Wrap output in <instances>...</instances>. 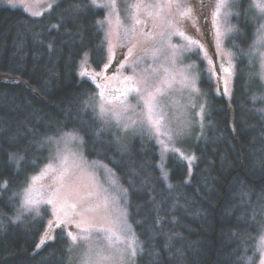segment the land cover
Here are the masks:
<instances>
[{
	"label": "trees",
	"instance_id": "1",
	"mask_svg": "<svg viewBox=\"0 0 264 264\" xmlns=\"http://www.w3.org/2000/svg\"><path fill=\"white\" fill-rule=\"evenodd\" d=\"M77 2L59 0L39 17L0 7V180L10 188L23 182L9 153L40 157L42 164L48 153L39 142L45 135L76 129L86 158L113 168L127 189L129 219L143 247L136 264H241L245 246L236 234L247 229L257 236L253 215L264 220V114L256 111L264 108V99L252 100L264 95V87L250 75L258 73L257 61L240 52L254 42L259 22L252 11L245 18L240 5L246 7V0L238 2L241 16H233L236 31L227 43L235 56L230 103L215 94L213 79L200 64L208 116L203 136L189 146L197 159L191 175L186 162L164 160L166 180L152 140L125 138V144L119 132L106 127L96 135L103 125L85 103L91 104L98 88L80 78L79 66L90 61L95 70L102 67L106 23L100 29L97 20L106 21V13L86 8L73 15ZM18 200L0 188V264H69V241L59 230L52 243L37 249L44 220L29 213L15 220ZM253 244L247 242L246 254L258 264Z\"/></svg>",
	"mask_w": 264,
	"mask_h": 264
},
{
	"label": "snow or ice",
	"instance_id": "2",
	"mask_svg": "<svg viewBox=\"0 0 264 264\" xmlns=\"http://www.w3.org/2000/svg\"><path fill=\"white\" fill-rule=\"evenodd\" d=\"M237 0H215V4L210 13L212 20V28L215 30L216 41L225 33L236 31L234 25H228V17L241 16V12H233L232 8L236 6ZM142 6L145 9V14L149 18L161 19L165 23V30H157L155 34L151 31L148 33L141 32V35H151L153 39L159 37L161 47L154 49L155 52L167 48L169 55L165 58V63H161L158 68L152 69L151 76H140L136 72L137 60L128 64V58L133 56V49L139 43L136 32L137 25L144 23L140 19ZM131 9L130 24L125 28V44L121 47L126 48V54L121 53L122 59L117 61L118 67L123 68L128 64L131 70V75H124L122 78V88L115 89V94L106 95L107 85L97 84L100 91L96 93V99L89 104L85 103V108L92 107L94 110V119L101 122L102 125H115L123 132H127L129 128L133 131L146 133L148 138L154 141L159 146L161 161L163 162L167 153H178L189 164L197 159L194 154L185 155L179 147L178 142H182L190 135L191 129L198 125L200 135H203V116L204 103L197 104L192 96L193 93L200 95V89L197 87V76L189 75L183 70L177 69V60L185 53H194L197 58H200L203 44L194 35L188 33L184 29V22L192 24L199 31L195 24L196 17L193 13V7L190 4L182 3L181 0H157V3L144 5L143 0H137L136 3L127 5ZM244 10V16L247 18L249 11L255 12L260 23L256 26L254 33V42L249 46L248 50H240L242 55L259 61V66L264 69V48L258 45H264V0H246L245 5H240ZM86 8L97 9H116V0H105L104 3H98V0H79L71 6L73 15L84 11ZM148 8L154 11H147ZM227 9V11H225ZM118 14V13H117ZM224 17V27L220 23L221 15ZM112 12H108V19L97 20L100 29H104L105 23L111 25ZM171 16V19L167 17ZM207 22V17H205ZM122 23V22H121ZM59 27V25H53ZM179 37L184 41L183 45L172 43V37ZM112 29H104V39L100 46L106 50L105 57L100 61L98 66H103L105 71L110 66V62L115 59L116 53L113 51ZM51 47V45H49ZM85 53V57H87ZM231 53L227 61L228 66H220L219 71L226 73L228 77L233 75L234 64L232 63ZM83 67V64L81 65ZM193 65H187L190 69ZM213 67L215 65L213 64ZM115 71V69H114ZM145 71H147L145 69ZM81 75H85L83 72ZM258 77L262 87H264V71L252 73ZM179 76L181 89H187L188 102L182 106L178 115H174L172 119L168 118L167 112L164 110V97L168 90L172 89L173 83ZM102 78V74L97 72L92 79ZM225 92H227L228 80L223 81ZM132 97L130 101L128 98ZM264 99V95H253L252 100ZM132 101H135L133 103ZM119 104V109L115 107ZM140 107V112L136 113V108ZM193 110V115L190 117L187 109ZM133 115H129V112ZM256 111L264 114V108H258ZM139 117V119L134 118ZM199 117V119H196ZM139 125V127H137ZM100 131H104V127H100L96 131L98 136ZM235 131V129H233ZM116 143L119 144V137H116ZM42 149H46L48 155L43 157V163L38 164L37 160L40 157H33L31 160H26L23 153H9V160L13 163L18 173H23V182L10 188L7 180H0V188L9 190L13 196L19 197L17 201L18 207L15 209V220H20L25 214L31 213L34 217H42L44 226L48 229L55 230L61 228L60 235L68 238L65 251L69 264L72 261L73 250L78 253L76 259L77 264H134L137 256V248L143 252V247L138 245L135 238L130 241L123 237L130 232L131 225L126 219L122 223L117 221L112 222L111 227L104 225L97 226L93 217L88 214L95 212L99 207V203H91L93 197L102 199L104 205L107 206L110 199V194L107 188H102L100 193L91 190H83L76 181H68V178L76 172L81 174L87 171L89 167L87 159L83 156L84 138L79 131L72 129L64 131L63 128H58L51 135H45L42 141L39 142ZM22 162H24L22 164ZM93 165H99L106 168L101 161H92ZM30 166V171L28 170ZM161 175L166 180V173L161 164ZM111 171V169H107ZM49 173L54 174V179L46 187L40 191L39 198L33 196L36 191L37 182ZM172 187L171 184L168 185ZM125 204H127V189H123ZM41 204L46 205L44 215L41 214ZM0 214L2 210H0ZM126 217L127 213H122ZM51 217V218H49ZM255 228L258 235L253 236L247 229L237 233L238 239L244 247V255L238 257L241 264H252L253 257L248 256L246 244L249 240L253 241L254 254L259 253L258 264H264V220L256 221L253 215ZM55 226V227H54ZM63 226V227H61ZM69 226H73L78 231L73 232L67 230ZM93 232L102 234V238L106 241V247H99L93 240ZM134 237V233L132 234ZM54 239L49 232H44L41 236L37 247L42 246L46 240ZM258 241V242H257ZM124 245V247H119Z\"/></svg>",
	"mask_w": 264,
	"mask_h": 264
},
{
	"label": "rangeland",
	"instance_id": "3",
	"mask_svg": "<svg viewBox=\"0 0 264 264\" xmlns=\"http://www.w3.org/2000/svg\"><path fill=\"white\" fill-rule=\"evenodd\" d=\"M59 0H0V7H8L11 9H19L23 12L29 14L33 17H39L45 13H47L51 8L56 5V3ZM105 0H98V3H104ZM137 0H116L117 8L116 9H103L106 13V20L108 17V12L111 11V25H108L106 23V29L111 27L112 29V43H113V51L116 53L115 59L110 62V66L105 69L103 66L99 70H95L92 65L90 64V61H86V64L89 66H85V63L83 64V61L81 64H83V68L81 67V64L79 66V76L81 79H88L94 84H100V85H107L106 88V95L115 94V89L122 88V78L124 75H131V70L128 67V64L133 63L134 60L138 59V62L136 63V72L140 76H151L153 80H155V76L152 74L153 68H158V66L161 63H165V58L169 55V51L167 48H163L159 52H155L154 49L161 47L159 44V37H156L153 39V36L151 35H141V32L148 33L151 31L153 34L157 30H165V23L161 19H155V18H149L145 14V9L142 6L141 13H140V19L144 21V23H141L140 25H137V32L136 37L139 41L137 43V46L133 49V56L128 58V64H125L123 68H119L117 61H120L122 59L121 53L126 54V48L121 47L122 44H125V28L130 24V16H131V9L127 7V5H131L132 3H136ZM182 3L190 4L193 7V13L196 17L195 24L198 26L199 31L197 32L196 27H193L192 24L188 22H184L183 26L186 32L194 35L197 37L200 42L203 44V51L200 52V58H197L194 53H185L182 57H180L177 60V69L183 70L189 75H196L197 76V87L200 89V95H196L195 93L192 94L195 102L197 104L204 103V116H203V134L206 128V120H207V110H208V99L203 94L201 88H200V71H199V65L201 64L204 68V71L209 73L213 79L214 82V92L217 96H224L225 99L230 103L232 92H233V81H234V75H235V67L233 69V75L231 77H228L226 73H223L219 71V68L221 65L224 67L228 66V59H229V53H231V59L232 63L235 66V56L234 52L231 48H229L228 40L232 37L235 31L230 33H225L222 35L218 41H216L215 38V30L212 28V20H211V11L213 9V6L215 4V0H209L208 4V15L207 22L203 19L201 11L204 13L206 7H204L207 2L204 0H181ZM239 0H237L236 6L232 8L233 12H236L237 6H238ZM157 3V0H143L144 5H151ZM147 11H154V9L148 8ZM227 11V9H225ZM118 13V14H117ZM235 16V15H233ZM233 16L228 17V25H234L235 21H233ZM168 19H171V16L167 17ZM252 18L254 20H257L259 23V19L257 18L255 12H253ZM122 22V23H121ZM220 23L222 25V30L224 27H227V25H224V17L223 14L220 18ZM236 27V26H235ZM172 43L183 45L184 41L181 40L179 37H172ZM258 47L264 48V45H258ZM256 60V59H254ZM257 61L258 65V73L261 71H264V69H261L259 66V61ZM213 64L215 67H213ZM187 65H193L190 69L186 68ZM91 66V68H90ZM165 66H168L167 63H165ZM93 68V69H92ZM115 69V71H114ZM145 69L147 71H145ZM84 73L85 75H81V73ZM101 73L102 78H96L92 79V77L95 76V73ZM179 76L177 77L176 81L173 83L172 89L168 90L166 95L162 97L161 99L164 101V110L168 114V118L172 119L174 115H178L179 112L182 109V106L187 104L188 102V91L187 89H181L180 83H179ZM227 79V92H225V85L223 81ZM100 91V88H98V92ZM97 92V93H98ZM96 99V96L93 100ZM130 101L132 100V97L128 98ZM135 103V101H132ZM115 107L119 109V104H116ZM189 116L191 117L193 115L192 109H187ZM94 112V110H93ZM140 112V107L138 106L136 108V113ZM129 115H133V113L130 111ZM139 119V117H134ZM196 119H199V117H196ZM103 127L108 129H114L117 131V133L120 135V138L122 140L126 139L133 141L135 138L137 140H146L149 139L147 134H141L140 132L133 131L131 128L127 132L121 131L115 123H111L109 125H103ZM139 127V125H137ZM203 136V135H202ZM142 138V140L140 138ZM200 130L199 126L196 125L191 129L190 135L186 137L182 142H178L177 147L180 148V150L185 154H193L189 150V146L193 144L194 142L198 141L200 139ZM126 138V139H125ZM155 145H157L154 141H152ZM158 149L159 146L157 145ZM160 152V151H159ZM83 156L86 158V156L83 153ZM161 156V155H160ZM170 157H176L184 162L187 163L189 167V175L192 174L194 163L193 161L191 165L189 166L188 162L184 160L178 153L174 154L172 152H169L166 154L165 159L167 160ZM89 164V167L87 168V171L83 174L74 171V174L68 178V181H76L77 184L80 185L82 191L83 190H91L96 193H100L102 188H107L108 192L110 194V199L108 201L107 206L104 205V202L102 199H98V197L91 198V203H99L100 207L92 213H89L88 215L90 217H93L95 220V223L97 226L104 225L106 227H111L113 221H117L118 223H122L127 221L128 224L131 225L130 232H128L123 238L127 241H130L131 239L135 238L137 240L138 245H141L139 242V239L137 238L135 231L133 229V226L131 224V221L129 219L128 214V202L125 204L124 199V193L123 189H126L125 186L121 184L119 181V176H117V172L107 166V169H111V171H108L106 168L100 167L99 165H93L92 161L96 160H89L86 158ZM162 165L165 167V162H162ZM54 179V174L49 173L46 177H43L40 181L37 182L36 185V191H34L33 196L35 198H39L40 191L46 187L49 183H51ZM45 207H48L46 205L41 204V214H44ZM127 213L126 217L122 215V213ZM31 214V213H29ZM51 218V217H49ZM55 227V226H54ZM63 227V226H61ZM61 231V228H55V230L48 229L46 227L45 232H49L51 236L54 237L57 231ZM69 231L76 232L78 231L73 226H69L67 229ZM134 233V237L133 234ZM93 240L96 242V244L104 248L106 247V241L102 238V234L93 232ZM41 239V238H40ZM54 239L46 240L45 243L40 246L37 249L42 248L43 246L47 245L48 243H52ZM68 239V238H67ZM40 241V240H39ZM39 244V243H38ZM119 247H124V245H119ZM140 251L139 247L137 248V256L135 258L134 264H136V260L138 258ZM78 253L76 250H73V258L71 261V264H77V257Z\"/></svg>",
	"mask_w": 264,
	"mask_h": 264
},
{
	"label": "flooded vegetation",
	"instance_id": "4",
	"mask_svg": "<svg viewBox=\"0 0 264 264\" xmlns=\"http://www.w3.org/2000/svg\"><path fill=\"white\" fill-rule=\"evenodd\" d=\"M205 2H207V4H205L204 5V7H206V8H204V9H206L205 11H204V13L201 11V15H202V17H203V19L205 20V17L208 15V4H209V0H204Z\"/></svg>",
	"mask_w": 264,
	"mask_h": 264
}]
</instances>
